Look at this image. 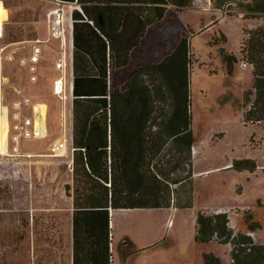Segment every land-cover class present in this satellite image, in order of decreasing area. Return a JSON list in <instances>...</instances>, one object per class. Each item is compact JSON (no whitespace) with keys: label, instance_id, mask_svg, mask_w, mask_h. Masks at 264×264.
Returning a JSON list of instances; mask_svg holds the SVG:
<instances>
[{"label":"rangeland","instance_id":"374dc122","mask_svg":"<svg viewBox=\"0 0 264 264\" xmlns=\"http://www.w3.org/2000/svg\"><path fill=\"white\" fill-rule=\"evenodd\" d=\"M167 1L164 22L148 27L141 43L132 50L131 57L135 63L152 62L158 57L156 53H162L175 43L177 33L187 40L193 136L190 205L115 213V230H122V238L118 241H123L126 246L122 254L118 253L119 264H145L143 260L150 250L157 251L155 258L159 264H201L202 254L206 252L218 256L221 264H232L231 242L198 244L193 238L197 211L213 213L218 206L225 207L222 211H227L233 234L242 232L252 238L257 250L254 256L256 264H264V122L252 124L242 121L246 93L252 87V74L250 68L241 66L244 60H240L239 53L245 36L243 30L264 25V18L243 19L234 9L214 8L211 0ZM6 14L0 3V25ZM223 54L236 58L231 70L227 69ZM55 55L48 51L37 64L36 73L46 84H50L56 74ZM34 91L48 104L49 135L44 139L25 141L23 146L41 150L69 124V114L66 113L70 95L67 88L64 100L54 96L49 87ZM5 132L4 119L0 135L3 149ZM65 137L70 143L67 132ZM29 159L18 168L12 166L14 160L6 157L4 163H0V264H10L12 237L17 232L13 225L15 184L18 182L19 188L27 184L22 178L23 172L34 173L30 184L35 192L37 187H44L50 215L49 225L44 227V238L48 234L50 241L48 258L50 264L59 259L56 240L63 235L64 217L68 215L64 207L68 209L66 186L70 179V166L67 160L58 162L63 158L38 155ZM240 160L252 161L255 168L232 167L233 162ZM175 198L178 203L185 201V189L176 192ZM18 202L25 203V200ZM153 227L160 238L150 249L144 248L141 243ZM25 229L20 228L17 233H28ZM36 231L40 235L41 227ZM126 239L130 242L127 243Z\"/></svg>","mask_w":264,"mask_h":264},{"label":"trees","instance_id":"16d2710c","mask_svg":"<svg viewBox=\"0 0 264 264\" xmlns=\"http://www.w3.org/2000/svg\"><path fill=\"white\" fill-rule=\"evenodd\" d=\"M60 1L75 3L80 8L73 9L71 14L73 175L80 153L84 169L103 182L111 208L189 206L193 136L187 40L177 33L175 43L156 53L158 57L152 62L135 63L131 57L148 27L164 22L168 1ZM211 1L214 8L234 9L246 20L264 18V0ZM80 24H86L92 33L80 35ZM243 33L240 60L252 66V87L246 93L242 121L260 123L264 122V25L244 29ZM223 58L231 70L236 58L228 54H223ZM96 59H100L103 69L78 78V60L84 68L82 72H89L90 63ZM110 66L114 68L112 76ZM109 76L111 80L107 82ZM78 113L83 148L75 146ZM232 167L252 170L255 165L240 160L233 162ZM180 189L186 191L182 203L175 198ZM64 220L63 235L67 233L68 215ZM227 223L226 212L197 211L194 241H216L221 245L231 242L232 264H256L257 250L252 238L242 232L233 234ZM201 264H221V260L206 252Z\"/></svg>","mask_w":264,"mask_h":264},{"label":"crops","instance_id":"0c3cea01","mask_svg":"<svg viewBox=\"0 0 264 264\" xmlns=\"http://www.w3.org/2000/svg\"><path fill=\"white\" fill-rule=\"evenodd\" d=\"M57 1L60 0H0V3L7 11L6 17L0 25V82L3 84L0 88V109L4 108L8 113L13 112L11 102L17 99L19 94H22L23 96H28L32 102L42 104L45 108L46 120L48 119L49 107L47 102L41 95L33 92H35V89H46L48 87L51 91L52 81L50 84H46L39 79V75L36 73V81L33 83L29 82L27 80L26 70L20 60L29 54L30 46L36 39L41 40L43 43L38 63L48 51L56 54L55 59L58 57L59 40L52 38L49 30L50 12L58 6ZM64 3L66 4L67 2ZM78 32L82 35L83 33H92V30L86 24H80L78 26ZM96 55L94 54V57ZM79 56H82V51L79 53ZM100 62V59H96L95 63H90L89 72H82L84 68L78 60L76 75L78 78H81V76H85L87 73L91 75L95 74L100 68L103 69ZM54 70L56 71L54 77H56L58 72L55 67ZM70 72H72V63H69L67 59L66 75L69 95L72 87ZM110 72V76H112L114 74V68L111 66ZM110 76L107 78V82H110ZM62 111L63 109L61 111L59 110V115H61ZM24 113L31 114L30 108H24ZM67 114H69V124L65 125V135L67 132L70 143L66 142L65 152L54 156V158H63L62 160H58V162H66L67 160L71 170L72 152L70 148L73 128L71 98ZM99 114L100 111L96 113L95 117L97 118ZM80 121L81 115L78 113L76 125L77 144L75 146L83 148L84 137L82 135ZM60 135L61 133L54 136L41 150L27 149L22 144L24 156L17 157L15 160L9 158V160H14L12 166L18 168L22 163L29 162L31 160L29 158L38 155L53 157L48 156V145ZM107 152H109L108 148ZM26 154H30L31 157H26ZM78 156L74 175L71 170L70 179L67 184V233L57 237L56 242L59 259L54 264H110L111 261V264H119L118 253L122 254L121 252L126 246L123 244V241H118L122 238V230H117V232L115 230L113 221L115 213L118 211L128 212L135 209L158 208H111L103 182L97 181L88 174L82 166L80 153H78ZM3 159L0 157V161ZM32 177H35L34 173L23 172L22 178L27 181V184L20 188L18 182L15 184L16 194L14 195V206L16 211L15 215H13V225L17 232H19L20 228H26L25 230L28 233L19 234L16 232L12 237L13 244L10 248V264H50L48 258L50 252L48 234L44 238V227H48L50 216L49 208L46 205L48 198L45 195L43 186L41 188L37 187L36 192L33 190L32 184H30L33 179ZM20 199L25 200V203L18 202ZM168 208L175 207L170 206ZM216 208L217 211L223 212L222 210L225 207L218 206ZM19 209H21V213ZM39 227H41L40 235L36 233ZM147 233V238L141 244L144 248L150 249L156 245L160 237H158L156 232L154 233V227L148 230ZM126 242L129 243L130 241L127 240ZM156 253L157 251L150 250L147 258L143 260L144 263L159 264L155 258Z\"/></svg>","mask_w":264,"mask_h":264},{"label":"built area","instance_id":"2783aa9c","mask_svg":"<svg viewBox=\"0 0 264 264\" xmlns=\"http://www.w3.org/2000/svg\"><path fill=\"white\" fill-rule=\"evenodd\" d=\"M57 3L58 6L50 12L49 24L50 36L59 40V54L54 60V67L58 74L52 79L51 91L54 96L64 100L66 98L65 89L67 88V59L69 63H72V32L74 20L71 14L73 9L80 10V8L75 3L65 4L62 1H57ZM42 44L41 40L36 39L30 46L29 54L20 60L22 66H24L26 70L27 80L32 83L37 79V64L41 54ZM241 66L243 68L252 67L251 64L247 62H242ZM70 77L72 80V72H70ZM2 86L3 84L0 82V88ZM70 98L72 99V87L70 90ZM42 107V104L32 102L28 96L19 94V97L11 102L13 112L8 113L4 108L0 109V121L5 119L6 123L5 150L3 151L0 147V157L13 158L15 160L17 157L24 156L22 152V144L24 141L42 139L47 136L46 112L45 108ZM24 108H30L31 114H25ZM66 142L65 130L63 128L61 135L52 140L48 145V156L54 157L64 153L66 150ZM70 150L71 152L73 151L72 143ZM25 156L28 158L31 157L30 154H26ZM2 161H0L1 164L4 163ZM223 212L227 211L224 210ZM227 225L228 227H233L230 222H228Z\"/></svg>","mask_w":264,"mask_h":264},{"label":"bare ground","instance_id":"6f19581e","mask_svg":"<svg viewBox=\"0 0 264 264\" xmlns=\"http://www.w3.org/2000/svg\"><path fill=\"white\" fill-rule=\"evenodd\" d=\"M43 108V107H42ZM1 127H2V120L0 121V135H1ZM1 149L4 151L5 149L2 148V146L0 145Z\"/></svg>","mask_w":264,"mask_h":264}]
</instances>
